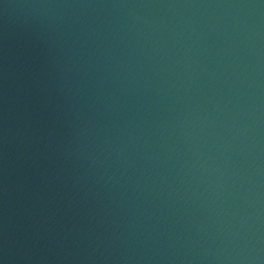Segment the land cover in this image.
<instances>
[{"label": "water", "instance_id": "1", "mask_svg": "<svg viewBox=\"0 0 264 264\" xmlns=\"http://www.w3.org/2000/svg\"><path fill=\"white\" fill-rule=\"evenodd\" d=\"M0 264H264V0H0Z\"/></svg>", "mask_w": 264, "mask_h": 264}]
</instances>
